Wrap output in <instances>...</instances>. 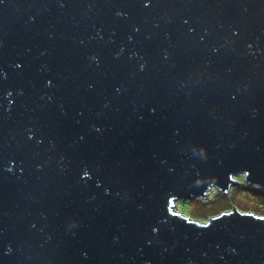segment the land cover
Returning a JSON list of instances; mask_svg holds the SVG:
<instances>
[{
    "label": "water",
    "instance_id": "1",
    "mask_svg": "<svg viewBox=\"0 0 264 264\" xmlns=\"http://www.w3.org/2000/svg\"><path fill=\"white\" fill-rule=\"evenodd\" d=\"M264 0H0V264H264Z\"/></svg>",
    "mask_w": 264,
    "mask_h": 264
},
{
    "label": "rangeland",
    "instance_id": "2",
    "mask_svg": "<svg viewBox=\"0 0 264 264\" xmlns=\"http://www.w3.org/2000/svg\"><path fill=\"white\" fill-rule=\"evenodd\" d=\"M241 178L243 179L242 176L236 177V180L238 179L237 181L240 182L241 185L237 187H232L227 194H221L218 191L212 189L208 193L207 199H194V200H186L184 202L182 201L176 202L175 211L197 222H206L207 219L218 216L224 212L231 211L233 210V208L240 211L241 213L253 214L255 216H259L258 214H255L251 210H249V208L252 207V204L256 202L254 201V198H252L254 196L253 193L248 194L249 196L236 193V189L247 190L244 188L245 184L243 183V180L239 181V179ZM252 188H255V187H252ZM218 195H223L225 200L230 199L234 207H227L226 208L227 210L224 211L222 209V206L223 204H227V203H225L224 201H222L223 203L220 202L217 199ZM212 200H215V202L218 201V203H214ZM208 206H210L213 209V212L209 213L211 215L207 213Z\"/></svg>",
    "mask_w": 264,
    "mask_h": 264
},
{
    "label": "trees",
    "instance_id": "3",
    "mask_svg": "<svg viewBox=\"0 0 264 264\" xmlns=\"http://www.w3.org/2000/svg\"><path fill=\"white\" fill-rule=\"evenodd\" d=\"M240 180H243V179L241 178V179H239V181ZM244 188L247 189V190H238V189H236V193L244 194V195H247V196H249L248 194L253 193L254 196L252 198H254V201H256V202H254L252 204V207H250L249 210H251L255 214H258L259 216H264V192L259 191L256 188H252V186H249V185H245ZM235 195H237V194H235ZM217 199L220 202L224 201L225 203H227V204H223V206H222V209L224 211L227 210L226 209L227 207H234L232 202L230 201V199L229 200H225L223 195H218ZM212 201L214 203H218V201H216V202H215V200H212ZM211 212H213V209L210 206H208L207 207V213L209 214ZM219 213H221V212H219ZM209 215H211V214H209Z\"/></svg>",
    "mask_w": 264,
    "mask_h": 264
}]
</instances>
